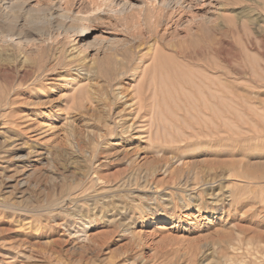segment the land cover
Instances as JSON below:
<instances>
[{
    "label": "rangeland",
    "instance_id": "obj_1",
    "mask_svg": "<svg viewBox=\"0 0 264 264\" xmlns=\"http://www.w3.org/2000/svg\"><path fill=\"white\" fill-rule=\"evenodd\" d=\"M2 1L0 264H264V0Z\"/></svg>",
    "mask_w": 264,
    "mask_h": 264
},
{
    "label": "bare ground",
    "instance_id": "obj_2",
    "mask_svg": "<svg viewBox=\"0 0 264 264\" xmlns=\"http://www.w3.org/2000/svg\"><path fill=\"white\" fill-rule=\"evenodd\" d=\"M2 4L5 5V0L2 1ZM12 36V35H11ZM11 45V44H10ZM141 44L139 43L136 48H138ZM132 49V48H131ZM131 49L129 48V51L130 53H132ZM136 50V49H135ZM116 52V51H115ZM82 53V52H81ZM80 52H78V54H81ZM110 53V52H109ZM130 53H129V57H130ZM77 55V54H76ZM107 56V57H105ZM103 56L104 58V61L102 63L105 62V64L108 66V69H107V74H110L112 76H114L115 78H122L124 77L127 72H128V69H129V58L127 56H124L123 54L121 56H119L118 54L116 53H112L110 56L108 55H105ZM84 58V57H82ZM86 58V57H85ZM156 58V57H155ZM76 59V58H75ZM81 60V59H80ZM77 61L75 62L74 60H71L72 63H75L77 66H79L80 68H82L84 66V61L83 59L81 61ZM92 60V59H91ZM95 60V59H93ZM92 60V61H93ZM33 61V60H32ZM90 62V61H89ZM94 63V61H93ZM98 63V61H97ZM93 65V64H91ZM89 66V65H88ZM87 66V67H88ZM177 66V65H176ZM131 68V67H130ZM87 70V68H85ZM133 70V69H132ZM78 72V71H77ZM95 73V72H94ZM63 78V77H62ZM61 78V79H62ZM56 80V79H55ZM60 80V78L58 79ZM147 81V80H146ZM169 83V82H168ZM71 84V83H70ZM79 85V84H78ZM185 85V84H184ZM205 85V84H204ZM214 85V83H213ZM183 86V85H181ZM216 86V85H215ZM118 87V86H117ZM171 87V86H170ZM186 87V85H185ZM189 87V86H188ZM187 88V87H186ZM192 88V87H191ZM217 88V86H216ZM113 90V89H112ZM188 90V88H187ZM216 90V89H215ZM218 90V89H217ZM111 91V90H110ZM180 91V90H179ZM193 91V90H192ZM82 92V90H81ZM88 92V91H87ZM204 92V91H203ZM217 92V91H216ZM207 93V92H206ZM205 94V93H203ZM120 95V99H118L119 101L120 100H123L126 98L124 92L120 91L119 93ZM10 97V96H9ZM8 97V98H9ZM160 96H158V92H157V88L152 84L150 83L149 81H147L145 84H139V85H136L134 87V93H133V98L131 100V103L130 105H128L127 109H128V116H130L131 118V124L128 125L127 128H132L133 126L135 127L136 129V133H139V137L141 136V138H145L146 141H152V136L155 134L151 133V129L152 127L154 128L153 130H156L155 126L159 128L158 125V121L161 119H159L158 117V111L161 110V105H160V99H159ZM205 97H206V94H205ZM211 97V96H209ZM106 98V97H105ZM161 98V97H160ZM217 98V96L215 97ZM100 99V98H99ZM197 99V98H196ZM163 100V99H162ZM182 100V99H181ZM207 100V99H206ZM217 100V99H216ZM12 101V100H11ZM46 101V100H45ZM42 102V101H41ZM126 99L124 100V104L126 103ZM130 102V101H129ZM170 102V101H169ZM168 102V103H169ZM216 102V101H215ZM40 103V102H39ZM44 104V102H42ZM48 103V102H47ZM173 103V102H172ZM213 104V103H212ZM37 105V104H36ZM6 106V105H5ZM14 106V105H13ZM41 106V105H40ZM212 106V105H211ZM10 107V105H9ZM36 107V106H34ZM170 107V106H169ZM171 109V108H170ZM218 109V108H217ZM200 110V109H199ZM214 112V111H213ZM203 113V112H202ZM39 114V113H38ZM9 116V115H8ZM216 116V115H215ZM219 116V115H218ZM217 116V117H218ZM35 118L37 117V112H31V113H28L25 115L24 118ZM146 117H148V120L150 118V121H147ZM216 117V118H217ZM11 118V117H10ZM14 118V117H13ZM146 118V119H145ZM30 119H28L30 121ZM122 118H120L121 120ZM32 120V119H31ZM34 120V119H33ZM41 120V119H40ZM181 120V119H180ZM218 121V119H217ZM150 122V123H149ZM28 125H29V122H27ZM33 124V123H32ZM28 127V132L29 133H33L35 134V136H38V135H41L43 133H45L46 131V127L47 125L45 126H40V125H32ZM217 124V122L215 123ZM219 124V122H218ZM217 124V125H218ZM120 125V124H119ZM125 126V125H124ZM123 126V127H124ZM182 126V125H181ZM52 128V127H51ZM217 128V127H216ZM190 129V128H189ZM218 129H219V125H218ZM217 129V130H218ZM133 130V129H132ZM194 130V129H193ZM202 130V129H201ZM213 130V128H212ZM211 130V131H212ZM135 132V130H133ZM192 131V130H191ZM195 131V130H194ZM206 131V130H205ZM215 131V130H214ZM216 132V131H215ZM158 133V132H157ZM204 133V132H203ZM216 133H219V132H216ZM153 134V135H151ZM195 134V133H194ZM214 134V133H213ZM204 135V134H203ZM39 137V136H38ZM157 137V136H156ZM199 137V136H198ZM154 138V137H153ZM185 141V140H184ZM40 156V155H39ZM39 159V158H38ZM40 160V159H39ZM156 224V220L154 218L152 219H149L148 221H145L143 223H141L140 225V228L141 229H145V228H148V227H151V226H154Z\"/></svg>",
    "mask_w": 264,
    "mask_h": 264
}]
</instances>
